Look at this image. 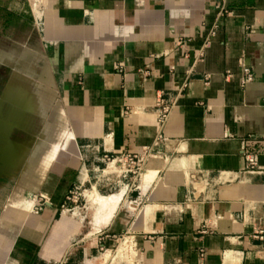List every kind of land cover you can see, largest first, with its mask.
Returning a JSON list of instances; mask_svg holds the SVG:
<instances>
[{"label": "crops", "instance_id": "1", "mask_svg": "<svg viewBox=\"0 0 264 264\" xmlns=\"http://www.w3.org/2000/svg\"><path fill=\"white\" fill-rule=\"evenodd\" d=\"M3 128L45 198L20 235L34 246L94 154L159 135L176 155L64 264H100L93 244L117 236L140 264H263L264 0H0Z\"/></svg>", "mask_w": 264, "mask_h": 264}, {"label": "rangeland", "instance_id": "2", "mask_svg": "<svg viewBox=\"0 0 264 264\" xmlns=\"http://www.w3.org/2000/svg\"><path fill=\"white\" fill-rule=\"evenodd\" d=\"M8 135L5 128L0 130V264H28L33 250L30 264H64L75 250L90 247L96 235H105L119 212H134L140 207L141 195L157 177L161 166L169 165L176 157L163 152L159 135L152 145L137 152L94 154L63 205L47 223L41 243L34 246L20 235L28 230L27 218L41 214L45 198L41 193L29 192L19 181L27 150L18 141L21 134H14L16 144L8 143ZM205 177L189 175L188 178L197 185L205 182ZM64 214L68 220L60 223ZM93 246L99 251L96 257L100 264H140L138 245L127 236H117L105 246L99 243Z\"/></svg>", "mask_w": 264, "mask_h": 264}, {"label": "built area", "instance_id": "3", "mask_svg": "<svg viewBox=\"0 0 264 264\" xmlns=\"http://www.w3.org/2000/svg\"><path fill=\"white\" fill-rule=\"evenodd\" d=\"M241 78H240V84L242 87H245L247 84L257 81V74L254 72V70L250 67L245 65L241 72ZM164 113L161 115L160 123L164 120V117L168 111L167 107H164ZM252 165H254V161L251 160Z\"/></svg>", "mask_w": 264, "mask_h": 264}, {"label": "bare ground", "instance_id": "4", "mask_svg": "<svg viewBox=\"0 0 264 264\" xmlns=\"http://www.w3.org/2000/svg\"><path fill=\"white\" fill-rule=\"evenodd\" d=\"M14 90V89H13ZM12 94V93H11ZM32 113V112H31ZM31 135V134H30ZM38 136V135H37ZM36 143V142H35ZM41 145H43V144H41ZM42 149V148H41ZM44 149V148H43ZM49 149V148H48ZM55 151V150H54ZM53 152V151H52ZM20 160V159H19ZM153 160V159H152ZM155 160V159H154ZM163 160V159H162ZM159 162L160 161H157V162H155L156 164H159ZM152 164V163H151ZM159 168V167H158ZM148 173V172H147ZM153 173V172H152ZM147 181V180H146ZM113 198V197H112ZM118 200V199H117ZM111 201H112V199H111ZM116 202V201H115ZM114 201H113V204H116ZM110 204H111V202H110ZM110 204H108V205H110ZM118 204V203H117ZM112 205V204H111ZM115 206V205H114ZM105 211H107V210H105ZM111 213V212H110ZM112 216V215H111ZM68 220V217H67V215L66 214H64L63 216H62V218H61V220H59V222L60 223H63V222H66ZM28 258H31V257H28Z\"/></svg>", "mask_w": 264, "mask_h": 264}]
</instances>
